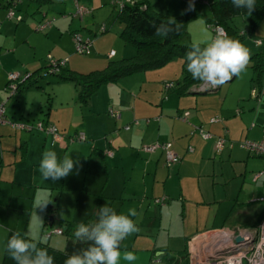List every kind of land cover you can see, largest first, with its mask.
Listing matches in <instances>:
<instances>
[{
  "label": "crops",
  "instance_id": "crops-1",
  "mask_svg": "<svg viewBox=\"0 0 264 264\" xmlns=\"http://www.w3.org/2000/svg\"><path fill=\"white\" fill-rule=\"evenodd\" d=\"M147 1L152 8L154 1ZM164 1L175 2V7L182 10L189 4V0ZM208 1L198 0L195 7L208 6ZM50 2L55 3L46 1L48 9ZM42 10L37 7V13ZM239 16L233 23L245 30L247 20ZM203 31L206 39L215 34L208 22ZM11 33L0 28V54L2 48L13 53L7 60L13 63L2 66L5 77L10 70L23 72V66L35 64L29 59V50L37 51L38 47L30 33H22L20 38L13 33V42ZM249 38L250 44L264 54V19ZM22 40H28L29 46L18 49L16 44ZM253 41L261 43L255 45ZM110 51H114L111 58ZM116 55L114 49L106 53L108 61ZM74 57L73 52L68 53L64 71L78 73L74 68L80 70V65ZM166 65L104 83L85 103L78 99L72 81L57 77L50 92L47 86H37L40 93L47 94V106L41 96L35 98L37 88L27 86V80L11 95L15 101L10 108L5 107L8 122L0 124V264L9 234L16 231L67 255L87 247L75 242V227L95 221L98 208L106 202L118 213L127 214L129 208L138 213L131 218L139 231L120 246L122 253L131 251L137 259L121 260L120 264H194L204 236L218 230L254 229L259 224L264 204L256 198L264 196V159L253 158L256 155L241 148L240 142L264 136V72L259 82L253 81L250 67L252 83L248 76H239L213 93L193 91V87L179 93L172 81L179 64ZM171 69L176 70L171 74ZM39 104L43 105L40 110ZM38 121L53 124L60 138L54 140L35 128L12 126L32 127ZM200 129L210 137L204 138ZM77 134L84 139L72 140ZM219 137L226 145L217 152ZM155 142H170L179 161L167 164L161 149L142 150V146ZM49 149L60 158L70 154L79 164L67 177L46 181L39 163ZM256 173L259 176L253 180ZM16 185L32 186V199L20 196ZM40 189L44 191L37 201ZM17 197L26 203L18 204ZM46 201L49 203L40 207ZM34 210L46 211L36 226L30 227L29 221L24 227L10 222V212L30 220ZM69 222L72 225H67Z\"/></svg>",
  "mask_w": 264,
  "mask_h": 264
},
{
  "label": "rangeland",
  "instance_id": "rangeland-1",
  "mask_svg": "<svg viewBox=\"0 0 264 264\" xmlns=\"http://www.w3.org/2000/svg\"><path fill=\"white\" fill-rule=\"evenodd\" d=\"M7 1L8 0H0V28L3 26V29H7L12 32L10 34L12 42L14 41L15 36L20 38L22 33H30L32 38H36V41L38 42L37 51H34V48H32L31 51L29 50L31 53L29 55V59H33L35 64L29 63V66L27 67L23 66V72H19L21 71L19 69L10 70L9 72L22 73V77H19L20 81H22L26 75L32 74L29 80L26 81V85L37 88L34 96L37 100L39 99V96H41L46 103V106L48 102L47 94L40 93L42 90L38 87L47 86L46 89L50 92L53 86L52 81H54L55 77H57V75L49 73V61L58 59L64 61L66 56H68V53L73 52L75 54L74 60L76 61V65H80V70H78L79 67L74 69H76L78 73H87L91 70L102 69L106 66L108 62L106 53L110 49H114L117 52V55L113 58V60L130 58L136 54L135 47L124 42L120 36L122 23L118 19V13L121 2L118 0H78L80 4L92 10L81 17L79 15H75V0H54L55 3H49L51 9L47 8V3H45L43 0H11V3L6 7L4 5ZM153 1L152 9L162 15L176 17L181 15L182 12H185V10L176 8L175 2L169 4L164 0ZM38 6H41L42 9H44L41 13H37ZM198 8L201 15L188 22L187 33L183 37L181 43L190 44L194 40L206 39L203 30L206 28L207 17H210V9L209 6L205 5ZM235 18H240V16L238 15L234 17L233 20ZM47 21H50L48 26L41 30L38 29L42 23H46ZM102 24H104L105 28L107 29V31L103 33L100 32ZM241 27L239 26V28ZM28 28H30V30H28ZM51 32L55 35H52ZM72 32H74V34L81 35L83 39L91 38L93 40L94 43L92 44L91 42L88 52L84 54L75 52V43ZM37 34H40L39 37ZM45 37L50 38L51 41L48 39L45 40ZM250 39L252 38H247L242 41V43L248 47L251 54H253L259 50L250 44ZM16 45H19L18 49H24L26 46H29L28 40L26 43H23L22 40ZM64 51H66L67 54H63ZM17 53H19V51ZM11 54H13L12 51L8 52L7 50H4V48H2L0 54V103H4L7 109L11 107L12 102L15 100H13L11 97V91L6 89L8 75L6 77L4 76V69L2 66H4V63H13L7 61L11 58ZM169 62L170 63L168 65H165L172 66L174 64H179V70L178 72H175V74L173 72L176 69H174L173 72L171 69V74L173 73V75H175L173 76L172 81L176 84L178 81H181L182 60L175 58ZM248 75H251L250 63L246 72L242 73L240 76H244L246 78ZM250 77L248 76L249 80ZM249 82L252 83L251 80ZM209 93L213 92H207V94ZM42 107L43 105L39 104L38 110H40ZM40 113L42 112L40 111ZM251 122L252 120L250 121V124ZM34 124H36V122ZM253 158L261 161L264 159L259 156H254ZM33 189L34 188L32 186L27 185L15 186V191L18 192L20 196L22 195L23 197H26L24 198L25 200H27V197H30L29 200L32 199L33 194L30 195L29 192L32 193ZM43 191V189L37 191V201H39ZM19 197H17L18 204L26 203L25 200H22ZM260 198H264V196H257L256 200L259 202ZM45 213L46 211L40 213L34 210L29 216L30 220H27V218L22 219L21 216L15 212H10L9 217L12 219L10 222H12L14 225L20 224L24 227L29 221L30 227H34V225L36 226L40 219L41 221L43 220ZM57 224L58 223L56 221L55 225H53V230L56 229L55 226Z\"/></svg>",
  "mask_w": 264,
  "mask_h": 264
},
{
  "label": "clouds",
  "instance_id": "clouds-1",
  "mask_svg": "<svg viewBox=\"0 0 264 264\" xmlns=\"http://www.w3.org/2000/svg\"><path fill=\"white\" fill-rule=\"evenodd\" d=\"M231 4L236 9L246 10L247 15H251L256 8V0H231ZM194 10V0H189L185 12ZM183 14L185 13L182 12L181 15ZM182 26L175 17L168 16L166 21L153 25L154 35L168 37L171 33H179ZM184 59L193 80L219 87L246 72L251 52L240 40L229 36L222 27H217L215 34L207 39L194 40ZM28 78L29 76L24 81ZM78 164L79 160H74L70 154L60 158L55 150L49 149L42 154L39 172L46 181L55 182L67 177ZM47 203L49 202H44L40 207ZM137 215L135 208H129L125 214L118 213L107 202L100 206L96 220L77 224L73 233L75 242L86 244L87 247L73 252L64 264H120L121 260L135 261V253H122L120 246L128 236L139 231L131 218ZM5 251L15 264H54V257L49 255L46 248L39 247L37 241L26 239L19 231L12 233L7 239Z\"/></svg>",
  "mask_w": 264,
  "mask_h": 264
},
{
  "label": "trees",
  "instance_id": "trees-1",
  "mask_svg": "<svg viewBox=\"0 0 264 264\" xmlns=\"http://www.w3.org/2000/svg\"><path fill=\"white\" fill-rule=\"evenodd\" d=\"M43 1L46 2L49 0ZM10 3L11 0H8L4 6L7 7ZM208 6L210 9V17L207 18V22L214 27H222L229 36L241 42L251 37L260 21L264 19V0H256V8L251 15H247L244 9L234 8L231 0H209ZM184 13L183 15L175 17L178 22L183 24L179 33H171L168 37H156L154 35L155 29L153 25L166 21L168 16L153 10L147 0H124L120 4L118 13V19L122 23L120 36L124 42L135 47L136 54L130 58L109 60L104 68L88 73L67 72L64 71V65H60L58 71L53 74L57 75L58 79L72 81L77 86L78 99L85 103L96 89L104 83L115 81L135 72L159 68L167 64L170 60L179 58L182 60V74L181 81H178L175 85V90L179 93H184L193 87V91L209 92L210 88L204 91L200 89L198 84L202 81L193 80L191 74L187 71L184 57L185 53L190 50L191 43H181L187 33L188 22L200 16L201 13L198 7H195L194 11H186ZM238 15L244 16L247 20L245 30H240L233 23V18ZM106 31L105 25L102 24L100 32L103 33ZM88 39L92 42L91 38ZM254 44L259 45L256 41ZM250 67L254 74L253 81L259 82L261 79L260 76L264 72V54L258 51L251 54ZM22 84L20 83L18 85V89ZM216 89L217 87L213 91ZM262 217H264V214H262ZM67 225L70 226L72 224L69 222ZM12 233L14 232H11L9 237ZM21 234L26 239H31L25 234ZM31 240L37 241L39 247L47 249L49 255L54 257V264H64L66 258L70 256L51 247L48 243L35 239ZM2 264H15V261L10 258L5 249Z\"/></svg>",
  "mask_w": 264,
  "mask_h": 264
},
{
  "label": "built area",
  "instance_id": "built-area-1",
  "mask_svg": "<svg viewBox=\"0 0 264 264\" xmlns=\"http://www.w3.org/2000/svg\"><path fill=\"white\" fill-rule=\"evenodd\" d=\"M121 3L124 0H118ZM130 1V0H126ZM198 0H194L197 2ZM91 10L75 0V15L80 17L90 12ZM49 21L42 23L38 29H44L49 25ZM217 27H214L216 31ZM103 28V27H102ZM75 51L77 53H86L90 49L91 40L88 38L83 39L81 35H74ZM114 55V51L108 53V57L111 58ZM65 61L51 60L48 62L49 73H55L58 71L60 65H64ZM30 74L26 75V79ZM18 72L8 73V83L6 89L11 91L13 95L18 90V85L22 83L19 80ZM167 86V85H166ZM170 87V84H168ZM199 88L204 90L213 91L215 87L201 82L198 84ZM5 104L0 103V124L8 122L5 117ZM112 114H116L110 111ZM218 118H214L213 121H217ZM15 128L19 129H32L35 128L46 134H50L54 140L60 138L56 127L44 121H38L35 125L25 126L23 124H12ZM200 132L204 138L210 137L208 133ZM73 139L83 140L82 134H77ZM226 145L224 138H218L216 141V151H221ZM229 145H232L231 143ZM240 147L245 149L249 154L264 157V136L260 140H243L240 142ZM156 149H161L166 158V163H176L179 161V156L171 149L170 142H155L149 145L142 146V150L145 152H154ZM259 176V173L253 174L252 178L255 180ZM261 203H264V198H260ZM61 230H57L56 233H61ZM51 232L47 234L49 236ZM237 237L241 240L237 241ZM202 248L199 250V254L194 264H264V217L260 220L259 224L254 229H236V230H218L204 236L201 240ZM200 255V256H199Z\"/></svg>",
  "mask_w": 264,
  "mask_h": 264
},
{
  "label": "water",
  "instance_id": "water-1",
  "mask_svg": "<svg viewBox=\"0 0 264 264\" xmlns=\"http://www.w3.org/2000/svg\"><path fill=\"white\" fill-rule=\"evenodd\" d=\"M50 74H53V73H50ZM32 74L29 75V77L31 76ZM48 220H49V223H52V220H53V217L52 216H49L48 217ZM241 240L240 237H237V241Z\"/></svg>",
  "mask_w": 264,
  "mask_h": 264
}]
</instances>
